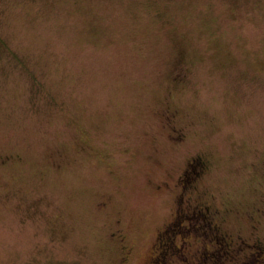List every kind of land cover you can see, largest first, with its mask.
Here are the masks:
<instances>
[{
	"label": "rangeland",
	"instance_id": "obj_1",
	"mask_svg": "<svg viewBox=\"0 0 264 264\" xmlns=\"http://www.w3.org/2000/svg\"><path fill=\"white\" fill-rule=\"evenodd\" d=\"M257 241L264 0H0V264H264Z\"/></svg>",
	"mask_w": 264,
	"mask_h": 264
},
{
	"label": "flooded vegetation",
	"instance_id": "obj_2",
	"mask_svg": "<svg viewBox=\"0 0 264 264\" xmlns=\"http://www.w3.org/2000/svg\"><path fill=\"white\" fill-rule=\"evenodd\" d=\"M181 67H182V65L179 66L180 69H182ZM178 77H179V80H181L182 73H178L177 78H178ZM174 132L176 133L177 131L174 130ZM174 139H176V140H181V139H182V136H181V135H176V136L174 137ZM205 169H206V163H205V161H204V159H203L202 157H201V158L199 157V158H197V159H194L192 162H190V163L188 164L187 169H186V170L184 171V173L179 177V179H178V184H179V186H180L181 188H183V190L189 188V187H190L189 184L192 182V181H190V180H191L192 178H193V179L199 178V177L201 176V174L204 173V170H205ZM204 210H205V211H204ZM204 210L200 209L199 206H197V207H193L192 204H190V208H189V212H188V205H187V213H188V215H189V214H190V215H201V216H203V217L201 218L202 221H204V220H206V219H209V217L207 216V214L212 212L211 209H210V207H208V206H205V207H204ZM203 212H206V214H204ZM209 223H210V222H208V225H209ZM209 227H210V226H209ZM218 232H219V230H218ZM219 233H220V232H219ZM215 236H216V235H215ZM220 236H221V239H222V243H224V241L227 240V236H226V234L221 233ZM217 238H218V237H217ZM221 239H220V240L217 239L216 241H217L218 243H220ZM169 243H172V242H169ZM257 244L260 245V246H259V247H260V248H259L260 250H264V246L262 245L261 242H258V241H257ZM169 249H171V248L169 247Z\"/></svg>",
	"mask_w": 264,
	"mask_h": 264
},
{
	"label": "trees",
	"instance_id": "obj_3",
	"mask_svg": "<svg viewBox=\"0 0 264 264\" xmlns=\"http://www.w3.org/2000/svg\"><path fill=\"white\" fill-rule=\"evenodd\" d=\"M172 230H173V229H172ZM172 230H171V231H172ZM168 234H170V232H168L167 235H168ZM166 241H167V240H166ZM166 241H165L164 243H166ZM169 245H171V243H169V241H168V243L162 245V249H163L164 246H169Z\"/></svg>",
	"mask_w": 264,
	"mask_h": 264
}]
</instances>
